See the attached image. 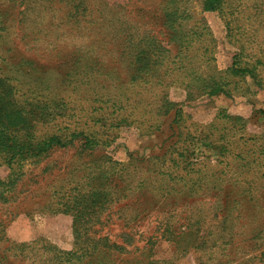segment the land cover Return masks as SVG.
Listing matches in <instances>:
<instances>
[{"label": "rangeland", "instance_id": "rangeland-1", "mask_svg": "<svg viewBox=\"0 0 264 264\" xmlns=\"http://www.w3.org/2000/svg\"><path fill=\"white\" fill-rule=\"evenodd\" d=\"M0 264H264V0H0Z\"/></svg>", "mask_w": 264, "mask_h": 264}]
</instances>
